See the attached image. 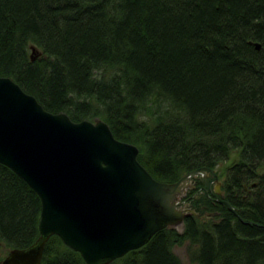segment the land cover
<instances>
[{
  "label": "trees",
  "instance_id": "obj_1",
  "mask_svg": "<svg viewBox=\"0 0 264 264\" xmlns=\"http://www.w3.org/2000/svg\"><path fill=\"white\" fill-rule=\"evenodd\" d=\"M0 74L50 112L105 121L158 181L235 155L220 183L235 212L191 189L194 215L110 264H183L184 241L195 264H264V0H0ZM40 208L0 163L5 247L34 242ZM40 264L86 263L51 235Z\"/></svg>",
  "mask_w": 264,
  "mask_h": 264
},
{
  "label": "water",
  "instance_id": "obj_2",
  "mask_svg": "<svg viewBox=\"0 0 264 264\" xmlns=\"http://www.w3.org/2000/svg\"><path fill=\"white\" fill-rule=\"evenodd\" d=\"M30 50L33 60L40 52L33 45ZM138 152L133 143L114 137L102 119L73 121L65 112H50L0 74V163L25 180L41 204L37 238L10 249L0 264H40L51 235L86 264H110L196 213L181 199L195 178L211 173L221 193L213 169L158 181L138 161ZM218 196L214 200L235 212Z\"/></svg>",
  "mask_w": 264,
  "mask_h": 264
},
{
  "label": "rangeland",
  "instance_id": "obj_3",
  "mask_svg": "<svg viewBox=\"0 0 264 264\" xmlns=\"http://www.w3.org/2000/svg\"><path fill=\"white\" fill-rule=\"evenodd\" d=\"M165 105V104H164ZM235 159V155H232L231 158H229L228 161H225L224 163H221L219 164L215 170H216V173H217V179L218 181L221 183V180L224 179L225 177V172H226V167L227 165ZM215 187H216V184H215ZM219 188H220V184H219ZM180 229V228H179ZM188 241H184L183 243L179 244V245H176L173 249L174 253L176 255L179 256V258L182 260L183 264H195V263H192L190 260H189V257H188ZM192 250V249H191ZM9 251V248L5 247V245L3 244V242L0 241V261L7 255Z\"/></svg>",
  "mask_w": 264,
  "mask_h": 264
},
{
  "label": "flooded vegetation",
  "instance_id": "obj_4",
  "mask_svg": "<svg viewBox=\"0 0 264 264\" xmlns=\"http://www.w3.org/2000/svg\"><path fill=\"white\" fill-rule=\"evenodd\" d=\"M196 179L198 180V177ZM197 180H194L195 187L193 189L195 192H197L198 194L199 193L202 194V192H203V193L207 194L208 198H210V199H214V196L216 194L219 195L218 197L221 196V193L218 194L216 192L215 182H213V175H208V176L202 177L200 183ZM220 186H221V184H220ZM194 193L192 195H188V192H187L186 195L184 196V198H183L184 203L183 204H185L187 207H190V205H191V202H189L190 199L197 197V193H195V194Z\"/></svg>",
  "mask_w": 264,
  "mask_h": 264
},
{
  "label": "bare ground",
  "instance_id": "obj_5",
  "mask_svg": "<svg viewBox=\"0 0 264 264\" xmlns=\"http://www.w3.org/2000/svg\"><path fill=\"white\" fill-rule=\"evenodd\" d=\"M235 208V207H234Z\"/></svg>",
  "mask_w": 264,
  "mask_h": 264
}]
</instances>
